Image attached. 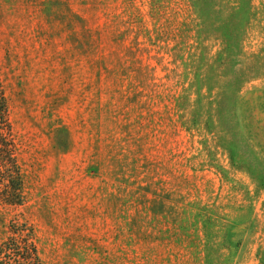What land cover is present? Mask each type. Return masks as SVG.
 I'll use <instances>...</instances> for the list:
<instances>
[{
  "label": "rangeland",
  "instance_id": "1",
  "mask_svg": "<svg viewBox=\"0 0 264 264\" xmlns=\"http://www.w3.org/2000/svg\"><path fill=\"white\" fill-rule=\"evenodd\" d=\"M0 81L41 264H264V0H0Z\"/></svg>",
  "mask_w": 264,
  "mask_h": 264
},
{
  "label": "trees",
  "instance_id": "2",
  "mask_svg": "<svg viewBox=\"0 0 264 264\" xmlns=\"http://www.w3.org/2000/svg\"><path fill=\"white\" fill-rule=\"evenodd\" d=\"M24 174L18 158V146L9 106L0 81V202L21 205L24 202ZM34 231L26 222L14 223L11 234L0 244V264H41Z\"/></svg>",
  "mask_w": 264,
  "mask_h": 264
}]
</instances>
